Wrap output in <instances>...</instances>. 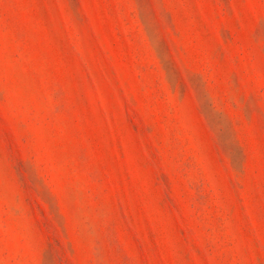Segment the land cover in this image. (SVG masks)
<instances>
[{
	"label": "rangeland",
	"instance_id": "obj_1",
	"mask_svg": "<svg viewBox=\"0 0 264 264\" xmlns=\"http://www.w3.org/2000/svg\"><path fill=\"white\" fill-rule=\"evenodd\" d=\"M0 264H264V0H0Z\"/></svg>",
	"mask_w": 264,
	"mask_h": 264
}]
</instances>
